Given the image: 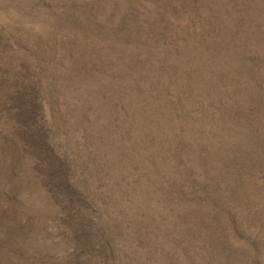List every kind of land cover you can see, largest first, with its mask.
<instances>
[{
  "label": "rangeland",
  "instance_id": "obj_1",
  "mask_svg": "<svg viewBox=\"0 0 264 264\" xmlns=\"http://www.w3.org/2000/svg\"><path fill=\"white\" fill-rule=\"evenodd\" d=\"M0 264H264V0H0Z\"/></svg>",
  "mask_w": 264,
  "mask_h": 264
}]
</instances>
